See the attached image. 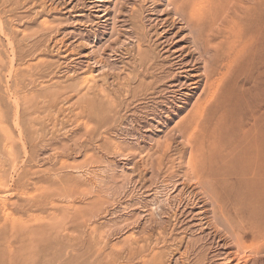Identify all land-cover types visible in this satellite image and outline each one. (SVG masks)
<instances>
[{"label":"rangeland","instance_id":"rangeland-1","mask_svg":"<svg viewBox=\"0 0 264 264\" xmlns=\"http://www.w3.org/2000/svg\"><path fill=\"white\" fill-rule=\"evenodd\" d=\"M263 8L0 0V264H264Z\"/></svg>","mask_w":264,"mask_h":264},{"label":"bare ground","instance_id":"bare-ground-1","mask_svg":"<svg viewBox=\"0 0 264 264\" xmlns=\"http://www.w3.org/2000/svg\"><path fill=\"white\" fill-rule=\"evenodd\" d=\"M232 2H234V1H231V3ZM228 5V4H227ZM194 6H195V3H194ZM197 6V5H196ZM219 9H220V7H218ZM234 8V7H233ZM254 8V7H253ZM202 9V8H201ZM264 9V8H263ZM194 10H195V7H194ZM193 11V10H192ZM196 11H198V8L196 9ZM204 11V10H203ZM225 11V10H224ZM227 11V10H226ZM225 11V12H226ZM195 12V11H194ZM194 12L192 13V15H191V13H190V15L191 16H189V18L191 17L192 19H189V20H192V23L193 24H195L198 28H199V30H203L204 29V25H206V23H209V24H211V29L209 30V32H214V33H216V34H221V32H222V30H220V29H218L216 26H220V25H218V22H219V20L220 19H222L221 17L219 18V15H218V11H217V7H215V6H213L212 7V9H210V11L208 12V15H207V17L205 18V17H201V19H200V17L198 18V16L196 17L195 16V14H194ZM251 13V9L250 8H248L247 10H246V14H250ZM222 14V13H221ZM224 15H225V13H224ZM200 16H201V13H200ZM225 18V17H224ZM198 19H200V20H198ZM193 21H195V23L193 22ZM187 22H190V21H187ZM223 22V21H222ZM247 22V21H246ZM192 24V25H193ZM249 24V23H248ZM190 25V24H189ZM196 27V28H197ZM234 29V28H233ZM194 30H196L197 31V29H194ZM205 30H207V28H205ZM200 34V33H199ZM199 37V36H198ZM203 37V36H202ZM207 38L209 37H211V35H207L206 36ZM219 37V36H218ZM207 38H205V39H207ZM203 40V39H202ZM210 39H207V42L209 41ZM206 42V41H205ZM209 44V43H208ZM208 44H206V45H208ZM213 46V45H212ZM208 51V50H207ZM207 51H205V52H207ZM207 54V53H206ZM223 56H225L224 54H223ZM217 57H218V55H217ZM227 57H228V55H227ZM229 58H231L230 57V55H229ZM238 58V57H237ZM215 60H218V58H216ZM206 62V61H205ZM217 62V61H216ZM233 62H236V59L233 61ZM232 62V63H233ZM232 63H231V65H232ZM206 64V63H205ZM218 64V63H217ZM234 64V63H233ZM214 65H216V64H214ZM231 65H229V69H228V71H230L231 70ZM235 65V64H234ZM215 67V66H214ZM214 67H212V70L214 71L215 70V68ZM208 68V67H207ZM227 68V67H226ZM233 68V67H232ZM231 71H233V69L231 70ZM230 71V72H231ZM212 72V71H211ZM230 72L229 73H227V74H230ZM209 74H210V72H209ZM214 74V73H213ZM91 76V75H90ZM226 76V75H225ZM227 77V76H226ZM92 79V78H91ZM220 79V78H219ZM226 78L225 77H223L222 79H220V84H219V86H218V88H217V91L219 92V89H220V87H222L223 86V84H224V80H225ZM94 80V79H93ZM89 84H90V80H89V82H88ZM217 91L213 94V95H211L212 97H215L216 95H217ZM210 93V92H209ZM210 95V94H209ZM214 99V98H213ZM211 100V99H210ZM208 102L209 101H207V104H208ZM206 104V105H207ZM85 105V104H84ZM202 105V104H201ZM205 105V106H206ZM203 109V108H202ZM204 109H206V107L204 108ZM203 109V110H204ZM198 111V110H197ZM196 112V111H195ZM201 113V112H200ZM203 113H204V111H203ZM195 116H198V117H200L199 116V114L198 113H196V115ZM203 117V116H202ZM201 117V118H202ZM202 121V120H201ZM197 126H198V124H197ZM198 128V127H197ZM197 128H195V129H197ZM193 133H194V130H193ZM192 134V133H191ZM190 134V135H191ZM194 135V134H193ZM194 137V136H193ZM185 138V137H184ZM191 138V140H192V137H190ZM189 138V139H190ZM186 141V140H185ZM188 141V140H187ZM190 143V142H189ZM188 146H189V144H188ZM192 146V145H191ZM202 147V146H201ZM191 151H193V150H191ZM202 152V151H201ZM200 152V153H201ZM193 153V152H192ZM191 153V154H192ZM190 154V155H191ZM201 155V154H200ZM194 156V155H193ZM202 157V156H201ZM193 159H194V157H193ZM196 160V159H195ZM203 160V159H202ZM189 161H190V159H189ZM194 162V161H193ZM190 163H191V161H190ZM204 164V163H203ZM188 165V164H187ZM195 165V163L192 165V166H194ZM188 167H190V166H188ZM198 167V166H197ZM193 169V168H192ZM197 173V172H196ZM200 181V180H199ZM200 184V183H199ZM58 227V226H57ZM51 228H52V226H51ZM60 228V227H59ZM41 230V229H40ZM42 231V230H41ZM16 232V231H15ZM242 248V247H241ZM248 249V248H247ZM250 252V251H249ZM242 253H243V251H242Z\"/></svg>","mask_w":264,"mask_h":264}]
</instances>
